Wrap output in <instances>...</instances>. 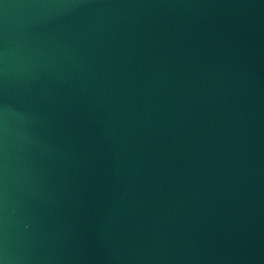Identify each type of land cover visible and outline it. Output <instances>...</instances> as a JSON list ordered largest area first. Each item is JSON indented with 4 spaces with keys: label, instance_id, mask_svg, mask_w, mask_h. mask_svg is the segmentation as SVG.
Returning a JSON list of instances; mask_svg holds the SVG:
<instances>
[{
    "label": "water",
    "instance_id": "water-1",
    "mask_svg": "<svg viewBox=\"0 0 264 264\" xmlns=\"http://www.w3.org/2000/svg\"><path fill=\"white\" fill-rule=\"evenodd\" d=\"M0 264H264V0H0Z\"/></svg>",
    "mask_w": 264,
    "mask_h": 264
}]
</instances>
